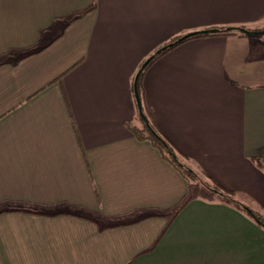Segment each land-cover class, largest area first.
Here are the masks:
<instances>
[{
    "label": "crops",
    "instance_id": "1",
    "mask_svg": "<svg viewBox=\"0 0 264 264\" xmlns=\"http://www.w3.org/2000/svg\"><path fill=\"white\" fill-rule=\"evenodd\" d=\"M227 27H264V0H0V264H264V227L127 125L155 49ZM142 87L186 162L264 220V36L182 42Z\"/></svg>",
    "mask_w": 264,
    "mask_h": 264
},
{
    "label": "trees",
    "instance_id": "2",
    "mask_svg": "<svg viewBox=\"0 0 264 264\" xmlns=\"http://www.w3.org/2000/svg\"><path fill=\"white\" fill-rule=\"evenodd\" d=\"M216 33H203L194 32L192 34H183L173 36L168 39L165 43L155 49L147 58L150 57L146 66L139 72L136 82H134V91L136 89L138 96L140 98L141 106L138 107L136 122L127 124L129 129L138 139H148L151 143L157 147L162 155L167 158L186 178L189 182H195L196 184H201L206 186L211 191L215 192L220 201L230 204L235 208L244 211L251 218H253L258 224L264 227V220L260 217V214L253 210L250 205H248L243 198L252 199L248 195L242 192H237L233 190L225 189L216 183L211 182L210 184L205 181L197 171H195L187 162L186 159L174 148V146L156 129L151 120L149 119L144 103L142 102L143 87H142V75L145 68L155 59L160 57L165 52L169 51L173 47L179 45L187 40L204 37L213 34L219 35H229L234 34L235 30H228L227 28H217ZM256 31L264 30V27L254 29ZM240 33V32H239ZM243 34V33H240ZM264 36V34H262ZM146 58V59H147ZM145 59V60H146ZM144 60V61H145ZM143 61V62H144ZM140 68V67H139ZM135 81V80H134ZM253 163L264 172V156L254 155L251 157Z\"/></svg>",
    "mask_w": 264,
    "mask_h": 264
},
{
    "label": "water",
    "instance_id": "3",
    "mask_svg": "<svg viewBox=\"0 0 264 264\" xmlns=\"http://www.w3.org/2000/svg\"><path fill=\"white\" fill-rule=\"evenodd\" d=\"M227 29H228V30H235V31H238V32L243 33V34H257V35H260V34L262 35V34H264V30H262V31L249 30V29L244 28V27H227ZM217 31H218L217 28H210V29L198 30V31H194V32L216 33ZM194 32H190V33H187V34L189 35V34H192V33H194ZM149 59H150V57L147 58V59L141 64V66H140V68H139V70H138V72H137V74H136V76H135V81H134V82H136V79H137V76L139 75V72H140V71L146 66V64L148 63ZM134 92H135V98H136L137 105H138V107L140 108V106H141V102H140V98H139V96H138V93H137L136 89H135Z\"/></svg>",
    "mask_w": 264,
    "mask_h": 264
},
{
    "label": "rangeland",
    "instance_id": "4",
    "mask_svg": "<svg viewBox=\"0 0 264 264\" xmlns=\"http://www.w3.org/2000/svg\"><path fill=\"white\" fill-rule=\"evenodd\" d=\"M257 36L261 37L262 35L260 34V35H257ZM243 199L245 200L246 203H249L250 206H251L252 203H250V201H248L246 198H243ZM252 206H253V205H252ZM254 206H255V205H254ZM257 207H258V206H257Z\"/></svg>",
    "mask_w": 264,
    "mask_h": 264
}]
</instances>
